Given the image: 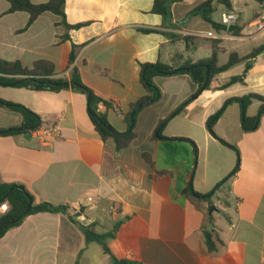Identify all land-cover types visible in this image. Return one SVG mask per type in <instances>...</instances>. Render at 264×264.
I'll return each mask as SVG.
<instances>
[{
    "label": "crops",
    "instance_id": "0c3cea01",
    "mask_svg": "<svg viewBox=\"0 0 264 264\" xmlns=\"http://www.w3.org/2000/svg\"><path fill=\"white\" fill-rule=\"evenodd\" d=\"M203 1L171 3V17L165 21L152 11L155 0H66L64 19L78 27L67 28L63 17L46 12L20 32L29 14L7 13L10 4L0 0V58L29 67L38 60L50 61L55 79L69 80L76 66L88 88L118 105L120 113L110 108L106 115L124 133V115L146 94L140 81L142 63L178 68L186 61L207 59L216 40L206 36L209 32L219 36V64L232 52L243 57L264 44V34L251 31L264 18V4L246 22L232 0L242 28L235 36L218 33L201 17L189 15ZM223 12L219 6L214 21L220 23ZM141 28L158 31L144 33ZM73 44L84 45L69 65ZM244 71L240 63L216 75L210 88L179 113L176 109L195 89L189 75L156 77L162 98L139 112L137 137L120 151L113 139L99 136L88 115L87 97L79 90L0 87L1 99L29 108L42 125L60 127V136L49 146L31 134H0V182L25 187L37 203L68 206L66 212L29 215L7 231L0 239V264H115L100 243L87 240L84 229L112 233L104 239L111 254L141 264H264V115L254 131L246 132L241 104L226 107L213 129L235 149L206 126L226 100L251 93L264 96V52L253 60L244 83L220 88ZM260 105L252 100L247 116H255ZM168 116L163 138L155 137L159 121ZM22 121L19 112L0 106L1 130L19 128ZM177 138L194 141L198 158L190 142ZM144 152L151 155L153 169ZM237 164L238 171L223 182ZM190 180L201 194L221 183L210 204L218 208L216 217L209 215L210 205L185 196ZM112 206L117 212H111ZM203 230L213 235L215 251L205 244Z\"/></svg>",
    "mask_w": 264,
    "mask_h": 264
},
{
    "label": "trees",
    "instance_id": "16d2710c",
    "mask_svg": "<svg viewBox=\"0 0 264 264\" xmlns=\"http://www.w3.org/2000/svg\"><path fill=\"white\" fill-rule=\"evenodd\" d=\"M10 4L7 13L15 12H26L29 14V19L26 26L20 30V32L25 31L30 25H32L40 15L50 12L55 15L63 17L61 22L67 28L78 27L77 25L71 26L65 21L64 6L66 0H48L45 3H33L32 0H5ZM180 0H155L153 6V12L160 14L165 21L171 17L170 4ZM260 4H264V0H255ZM222 6L224 11H233V1L232 0H205L198 4L190 11V16H199L205 22L211 24L213 29L218 33L227 31V28L214 21L213 14L217 11L218 7ZM241 27L237 25L233 26L230 31L231 34L235 36L240 35ZM144 33L156 32L158 29L155 28H141ZM173 37H176L172 35ZM64 38H68L65 35ZM179 39L190 40V37H185ZM218 39L212 42V54L209 58L200 60L198 62L186 61L180 67L175 68L170 65L163 64L161 62L156 63H142L140 65V81L145 88L146 94L141 97L137 102L130 105V111L124 115V119L128 124V129L124 133L118 132L107 119L106 112L108 109L113 107V104L99 96H97L90 88H88L81 80L80 71L76 66H73L70 72V79L65 78L55 79L52 76L55 73V66L52 62L47 60L35 61L31 67L25 66L21 61H9L0 58V87H14V88H25L33 91H53L57 92L65 88H73L79 90L87 97V111L88 115L97 131L99 136L103 141L108 139H113L116 150L120 151L122 149L128 148L132 145L137 135L135 132L136 118L139 112L147 105L157 103L162 98V92L160 88L155 84L154 79L156 77H169L178 74L189 75L193 85L195 87L193 93L186 99L177 109L176 113L182 111L190 102L197 98L202 91L209 89L213 78L227 70L231 67L238 65L240 63L245 64V71L238 76H233L230 80L222 85L220 88L224 89L235 83H244L246 73L253 64V60L264 52V44L255 47L246 56L240 57L237 53L232 52L229 55V59L225 64H219V52ZM82 45H74L69 56V65H73L80 48ZM258 100L261 102L258 113L249 117L246 114L247 107L251 104L252 100ZM232 102H239L242 106V128L246 132L254 131L260 122L262 115H264V96L259 94H248L243 97L230 98L225 101L222 108L212 115L207 120V130L211 135L216 137L222 144L229 146L233 149L235 147L222 138L218 137L214 132V125L220 118L226 107ZM142 103H146L141 106ZM0 106H6L14 111L19 112L22 117V125L19 128H11L6 130L0 129L1 135H17V134H30L31 131L39 128L41 123V117L21 104H15L5 101L0 98ZM171 116L160 120L156 129L155 137L163 138L162 131L165 125L170 120ZM178 140H185L192 144L193 153L195 158H198V147L195 142L188 138H177ZM143 157L147 164L153 169L154 161L151 155L147 152L143 153ZM239 169V164L234 168V170L223 180L226 182L230 179ZM221 183L217 184L214 190L207 194H201L194 190L192 180L189 181L187 187L183 190L185 196L193 202H203L208 205L212 203L211 198L214 192L218 190ZM0 201H7L9 203V211L0 217V239L9 231L11 228L19 226L22 221L29 215L37 213H59L66 212L68 206H57L47 202L37 203L35 197L23 186L16 184H4L0 182ZM89 242L96 241L100 243L103 247L105 254L110 255L111 259L115 264H141L137 261L117 259L113 256L104 242L107 237H112L113 234H97L92 230L84 229ZM205 244L211 251L216 250L215 243L213 242V235L207 230H203Z\"/></svg>",
    "mask_w": 264,
    "mask_h": 264
},
{
    "label": "built area",
    "instance_id": "2783aa9c",
    "mask_svg": "<svg viewBox=\"0 0 264 264\" xmlns=\"http://www.w3.org/2000/svg\"><path fill=\"white\" fill-rule=\"evenodd\" d=\"M220 23L224 25L227 28V31L224 33L229 32V27H233L237 25L238 23V15L233 12H223L221 14V21ZM255 26L258 31H264V18L261 20H257L255 23ZM207 37L211 38H219V36L214 33V32H209L206 34ZM114 110L118 113L119 107L116 103H113ZM31 135L35 136L38 138L44 145L49 146L53 141H55L59 136H60V127L58 124H53V125H40L39 128L33 130L30 132ZM9 203L7 201H0V217L3 216L6 212L9 211ZM118 208L117 206H112L111 207V212H117Z\"/></svg>",
    "mask_w": 264,
    "mask_h": 264
},
{
    "label": "rangeland",
    "instance_id": "374dc122",
    "mask_svg": "<svg viewBox=\"0 0 264 264\" xmlns=\"http://www.w3.org/2000/svg\"><path fill=\"white\" fill-rule=\"evenodd\" d=\"M235 7L238 11H241V15L244 21H250L255 18V13L262 11V5L255 0H234ZM216 16H219V13H216ZM262 16H264V11ZM262 18H259L261 20ZM251 31L257 32L258 30L255 27H251ZM259 32V31H258ZM264 34V31H260ZM213 205V204H212ZM215 206V205H213ZM216 210L209 209V215L216 217L218 215V208L215 206Z\"/></svg>",
    "mask_w": 264,
    "mask_h": 264
},
{
    "label": "water",
    "instance_id": "95a60500",
    "mask_svg": "<svg viewBox=\"0 0 264 264\" xmlns=\"http://www.w3.org/2000/svg\"><path fill=\"white\" fill-rule=\"evenodd\" d=\"M232 29H233L232 26L229 27V31H231ZM145 104H146V103H142L141 106H143V105H145ZM27 137L30 138V135H27ZM209 209H210V210H212V209L216 210L215 206H213V205H210V206H209Z\"/></svg>",
    "mask_w": 264,
    "mask_h": 264
}]
</instances>
